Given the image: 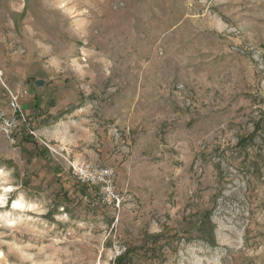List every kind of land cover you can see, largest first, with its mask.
Returning a JSON list of instances; mask_svg holds the SVG:
<instances>
[{
	"label": "rangeland",
	"instance_id": "1",
	"mask_svg": "<svg viewBox=\"0 0 264 264\" xmlns=\"http://www.w3.org/2000/svg\"><path fill=\"white\" fill-rule=\"evenodd\" d=\"M14 97L0 264H264V0H0Z\"/></svg>",
	"mask_w": 264,
	"mask_h": 264
},
{
	"label": "built area",
	"instance_id": "2",
	"mask_svg": "<svg viewBox=\"0 0 264 264\" xmlns=\"http://www.w3.org/2000/svg\"><path fill=\"white\" fill-rule=\"evenodd\" d=\"M11 108L13 110L12 116H8L5 111L0 110V127L1 132L6 136L10 143L15 144L16 139L13 137V133L18 130L19 126H21L26 118L16 97L11 101ZM75 176L81 185H88L91 187L94 185H100L104 196L101 198L95 197V199L91 200L93 206H96L100 202L111 204L115 201H120V194L115 189L113 182L114 170L112 168L89 164L86 169L81 168V173ZM113 250L116 257H119L126 253L127 246L119 240H115L113 241Z\"/></svg>",
	"mask_w": 264,
	"mask_h": 264
},
{
	"label": "trees",
	"instance_id": "3",
	"mask_svg": "<svg viewBox=\"0 0 264 264\" xmlns=\"http://www.w3.org/2000/svg\"><path fill=\"white\" fill-rule=\"evenodd\" d=\"M208 241H209L210 244H214V240H213V239H210V240H208ZM124 255H125V254L119 256L117 259H118L119 261L122 260Z\"/></svg>",
	"mask_w": 264,
	"mask_h": 264
},
{
	"label": "bare ground",
	"instance_id": "4",
	"mask_svg": "<svg viewBox=\"0 0 264 264\" xmlns=\"http://www.w3.org/2000/svg\"><path fill=\"white\" fill-rule=\"evenodd\" d=\"M19 202V201H18ZM17 201L15 202V206H17L19 203Z\"/></svg>",
	"mask_w": 264,
	"mask_h": 264
}]
</instances>
